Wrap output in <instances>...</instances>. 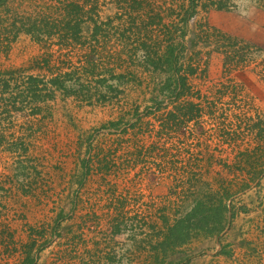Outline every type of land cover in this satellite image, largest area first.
Segmentation results:
<instances>
[{"label":"rangeland","instance_id":"obj_1","mask_svg":"<svg viewBox=\"0 0 264 264\" xmlns=\"http://www.w3.org/2000/svg\"><path fill=\"white\" fill-rule=\"evenodd\" d=\"M21 1L27 0H7L0 7L2 99L11 92L22 99L27 94L28 76L42 78L48 88L56 78L72 90H83L76 81L87 78L100 85L99 91L92 85L77 96L64 98L55 91L53 100L43 102L36 96L38 103L28 106L19 100L16 106L0 101V264H142L151 254L149 244L141 243L149 231L144 229L141 234L137 228L156 214L167 216L176 193L182 192V185L191 177L188 174L197 172L199 176L192 177L201 181V191L205 192L206 181L219 196L218 182L234 192L225 202L228 225L219 238L194 240L178 256L171 252L168 262L264 264V166L245 169L249 176L263 171L259 181L245 191L237 179L246 175L236 172L241 161L252 162L260 156L264 160V141H260L264 139V0H147L151 4L145 10L141 1L146 0H82L86 9L79 14L84 18L79 42L70 31L65 33L67 39L52 34L37 44L26 34L28 30L38 25L53 33L65 15H74V5L68 3L66 12L60 14L58 1L40 0L35 11ZM181 5L183 11L197 6L196 14H179ZM219 5L230 9L219 10ZM157 8L168 16L162 21L165 28H172V39L159 23ZM179 18L186 23L181 24ZM223 38L228 42L222 43ZM229 41L237 45L228 48ZM240 47L246 49L238 53ZM236 54L243 56L242 62L233 58ZM45 59L49 63L39 69L36 63ZM71 73L77 74L73 80L67 78ZM172 74L187 78L189 101L201 114L164 131L166 135L155 144L161 149L158 158L149 148L158 130L155 119L160 120L165 111L154 113L155 119L142 115L137 122V117L144 105H152L146 100L163 98L160 92ZM89 75L92 77H86ZM6 83L10 87L4 93ZM88 90L92 92L88 94ZM218 110L233 121L221 125V120L214 119L219 118ZM118 121L120 130L107 126ZM106 135L114 146L124 142V148L108 162L107 199L99 201L97 195L101 194L95 192L93 207L87 202L91 197L85 178L72 192V183L80 180L73 177L72 168L81 148L93 141L104 142ZM125 143L131 145L125 147ZM254 152L257 154L252 156ZM128 153L134 156L130 158ZM155 172H161L160 179ZM188 198L191 210L193 198ZM113 202L115 209L107 206L105 217L90 216L92 222L101 221L99 229L77 232L83 213L93 207L90 213L100 214L101 207ZM118 204L121 207L116 209ZM75 215L79 238L74 242L75 252L63 253L67 254L64 257L44 237V228L58 218L66 226ZM117 219L124 224L118 239L115 230H110ZM33 242L35 247L29 250Z\"/></svg>","mask_w":264,"mask_h":264},{"label":"trees","instance_id":"obj_2","mask_svg":"<svg viewBox=\"0 0 264 264\" xmlns=\"http://www.w3.org/2000/svg\"><path fill=\"white\" fill-rule=\"evenodd\" d=\"M6 1L7 0H0V7L4 6ZM56 1L59 2L58 9L60 10V14H63L64 12H66V9L68 8L67 7L68 3H72L74 5L72 7L75 9L74 15L73 16H69V14L65 15V17H63L61 21V24L58 23L57 25H55V27L53 28L54 30L53 33L51 29L49 28L48 30L46 29L43 30L42 28H39L38 25L32 26V28H30L28 32L26 33L30 37V40H32V42L37 44L43 41H47L50 39V36H52V34L58 35V36L64 35L67 39L68 36L66 35L68 33L67 34L65 33L70 32V31H73L72 32L73 35L71 36L74 37V40L76 42H79L80 38L78 34H79V31L81 30L80 24L82 21H84V18H82L83 16L79 14L81 13V11L86 9V6H84L85 4H81L82 0H55L54 2L56 3ZM21 2L27 3L26 6L28 7V10L30 11H35L41 6L40 0H27V1H21ZM141 3L144 4V10L147 8V5L151 4L148 1L146 3L144 1H141ZM50 8L52 7L50 6ZM197 8H198L197 6L192 5V8L190 9L188 8L187 11H183L184 5H181L180 11H178V13L179 14L183 13V15L193 16L196 14ZM216 8H218L219 10H223V9L228 10L230 9V6L219 5ZM157 10L159 11L158 12L159 15L158 16L156 15V16L159 19V23H162L161 25L162 28H165L163 21H162V17H165V16L168 17V16L166 12L164 11V9L157 8ZM173 13L174 12H172V14ZM146 15L148 16L149 12H146ZM178 16L179 15H177V17ZM168 19H170V17ZM179 19H181V24L186 23L184 18H179ZM86 20H87V17L85 18V22ZM176 24L177 23H172L171 25H176ZM159 29L161 30L160 27ZM165 29H166V34H167L166 36H169L170 39H172V34L170 33L172 28L167 27ZM204 35H206L205 40L207 41L206 37L208 36V34L205 33ZM217 42L218 44L221 42L225 43V42H228V39L223 38L221 42H219L218 40ZM236 45L237 43L235 42L232 43L231 41H229L228 48L235 47ZM220 47L224 50H227V46H225L224 44H221ZM245 49H246L245 47H240L238 50V53H242ZM171 53H172L171 57H173L174 54L173 52ZM199 54L200 53H198V55ZM226 56H227V60L231 62L232 60L231 54L230 55L226 54ZM235 57L239 61L243 59V56H241L240 54H236L233 56V58ZM41 63L42 64H40V62H37L36 64L39 65L38 66L39 69L40 68L45 69L43 66L47 65L49 62H48V59H45ZM192 69H190V71L194 72L195 68L192 67ZM233 69L234 68L232 67L230 70L233 72L234 71ZM252 73L254 72L252 71ZM85 75L87 74L85 73ZM75 76H77V74L71 73V75L69 76L67 75V78L73 80ZM171 76H170V82H168V84L165 87H163V89L160 92V98L161 97L163 98L162 99L151 98V100H148V101L146 100V102L151 101L152 105L151 106L144 105V109L142 110L141 113H139L137 117V122H141L140 116L142 115H145L150 118L154 117L155 119V117H158V116L157 115L154 116V113L165 111L164 116L159 117L161 118L160 120L155 119V121H158L159 123L158 130L155 133V136H152L151 148H149V150L155 151L157 155L156 157L158 158L161 157V155L159 154L161 149L159 148L157 149L155 144H157L158 141L162 140L161 136L166 135L164 131H168L169 129H171L172 125L179 126L181 124H184V122L192 121L193 120L192 115L194 114L196 117H199L200 116L199 114H201L197 106L194 103H192V100L189 101V99H191L192 96H190V93L188 92L189 89L187 87V78L185 76L178 77L177 74L173 75L172 77ZM86 77H92V76L89 75ZM26 79L28 81L27 94L24 95L22 99H18L19 95L13 94V92H11V94H9L10 96L8 98H5V100L2 99L1 97L4 94H0V101L5 103L6 105L16 106L19 100L22 105L25 104V106H28V104L32 105V104L38 103L35 99L36 96H37L38 101L43 102L44 99H47V101L49 99L53 100L55 91L61 92L62 97L64 98L72 94L77 96L78 93L81 94L82 92H84L85 88L92 89V85H95V90L99 91L98 89L100 85V82L92 80L94 78H89V79L87 78L84 80L76 81L77 85L81 87L80 89H83V90H72L68 88V86H66L64 81L60 80V78H56L52 80L50 82L49 88H48L49 85L43 82L42 78L39 79V78H35L34 76H28ZM9 87H10L9 83H6L4 93H6L7 90H9ZM91 92L92 91L88 90V94ZM97 98L99 99L98 95H97ZM101 98L105 99L104 96H101ZM182 98L184 99L182 100ZM146 102L143 101V103H146ZM137 110H135L134 113H137ZM253 112H256L258 116L261 115V113L257 109H250V113H253ZM218 113H219L218 115L219 118H214V119L221 120L222 121L221 125H224L226 121L228 120L233 121L230 118L228 120L226 119L224 115L226 112L218 110ZM120 123L121 122L119 121L110 122L107 126H110V129H115V128L119 129L118 124ZM149 126L150 125H147V127ZM132 127L134 128L135 124H132ZM151 127L153 128V125ZM250 127L252 130H254L255 128V126H250ZM226 128L227 127H225V129ZM182 133L185 134L184 132ZM105 137L106 139L104 142L101 141V142L94 143L93 141L90 143V145L87 148H81L78 151L77 153L78 155H76V157L77 159L81 161L80 164L82 165V169L86 171L84 178L98 177V172L101 170L99 168V164L106 163V167H107V163L109 161H112L110 160V158L114 159L115 157L114 154L117 153L119 149H121L120 147L124 148V142L121 143V146L119 142L118 143L115 142V146H114V143L110 142L107 135ZM260 141L263 142L264 139L261 138ZM126 144L128 143H125V147L131 145V143H129L128 145ZM256 154L257 152H254L252 156H255ZM127 156L131 158L132 156H134V154L128 153ZM246 156L244 155V157ZM248 159H251V157ZM241 164H243L244 168L241 166L236 167V172L240 173L241 171H243L242 173H244L246 176L245 178L241 177L240 179H237V181L238 180L240 181V189H243L245 191V190H248L252 184L257 183L259 179L261 178L264 170L263 171H259V170L262 167V165L264 166V160H262V156H260L259 158H257L255 161H252V162L250 160L246 162L241 161ZM136 165H138V162H136ZM250 167H255L259 170H257V172L253 176H249L247 172L245 171V169H249ZM153 174L157 179L161 178L159 177L161 175V172L157 174L155 172ZM197 174H188L191 177L188 179L187 183H184V185H182V192H180V194L176 193V196L177 195L178 196L174 199L173 201L174 203L172 204V206H170V211L168 212L167 216L156 214L155 218L150 219L149 222H144V223L142 222V226L144 227L141 226L140 228H137V230H140V231L144 229H148L149 231V233L146 235V239L142 240L141 243L143 244V246H145L146 244H149L150 246L149 250L151 251V254L146 255L143 260L141 259L143 261L142 264H153V263L154 264H170V262H168V258L170 257L171 252H172L171 254H174V252H176V254L174 255L178 256L179 254H181L182 252L181 250L184 246H186V244L191 243L194 240H199L203 237H206L207 240L212 241V239L219 238L220 235L224 232L226 226L228 225L227 216L229 213V209L226 207L225 202L231 198L234 192H231L226 187H224L222 182H218L221 188L220 189L221 194L219 196L218 194L219 191L214 193L212 191L213 189L211 190L209 183L206 181L203 182L204 183L203 187L206 190L205 192L201 191V186H200L201 181L197 178L193 180V177L196 176ZM189 196L193 198L191 210L187 207L188 205L186 204L187 201H189V198H188ZM77 198L79 199L78 196ZM92 215L98 216L96 212H93V214L90 213L86 216V220L85 221L83 220L82 223L88 222L90 223V225L92 223L93 227L94 226L98 227L99 222L90 221V216ZM233 215L234 214H231V216ZM58 219L55 220L53 225H49L50 228H44L43 235L45 236L46 239H49V242L54 244V246L58 245L63 248V246L66 247V245H63L62 240L66 237L67 228L65 226H62L65 220L61 218V220L58 221ZM70 219L71 217L68 218V220ZM129 220L130 219H127L125 221L126 224H129L128 223ZM118 221L119 220L117 219V221L112 223L111 229L115 230V233H120L121 232L120 227L122 228L124 226L123 222L120 223ZM70 228L71 230L73 229V227L71 226ZM78 228L81 230V226H79ZM62 229L64 230L63 233H62ZM134 230H136V228H134ZM141 234H144V232L142 231ZM35 243L36 242H33L31 243L30 246H28L29 250H32L35 247ZM153 243H155L154 247H153ZM62 256L65 257L67 256V254H62ZM28 260L32 263V259L30 256H28ZM150 262H153V263H150Z\"/></svg>","mask_w":264,"mask_h":264},{"label":"crops","instance_id":"obj_3","mask_svg":"<svg viewBox=\"0 0 264 264\" xmlns=\"http://www.w3.org/2000/svg\"><path fill=\"white\" fill-rule=\"evenodd\" d=\"M114 155H117V153H115ZM77 161L74 163V166H73V168H72V172H73V177H76L79 181L78 182H80V183H72V192L75 190V189H77L80 185H81V183H82V181H84V175L86 174V171L84 170V169H82V165L80 164L81 163V161L79 160V159H77V157L75 158ZM110 159H112V158H110ZM240 166H242V164L240 165ZM107 167H109V163H107ZM106 167V163H100L99 164V168L101 169L99 172H98V177H92V178H90V177H87V178H85L86 179V186H88V188L86 187V189H87V192H89V194H90V197L91 198H88L87 199V202H88V205H92L93 206V204L94 203H96V198L95 197H93V195L94 196H96V194H95V192H97V194H101L100 196H98L97 195V197H98V199H99V201H102L103 202V200H106L107 198L106 197H108L107 196V194H106V181H107V175L109 176L111 173H108L107 175H106V170H108V168ZM243 167V166H242ZM244 168V167H243ZM243 175L245 176V174L243 173ZM245 178V177H244ZM76 179V180H77ZM104 179V180H103ZM110 182L109 181H107V184H109ZM35 185H39V183H37V184H35ZM84 187V186H83ZM112 188V187H111ZM90 190V191H89ZM86 192V191H85ZM112 193H114V192H112ZM82 196H83V194H82ZM81 196V197H82ZM80 197V198H81ZM113 198H111V199H109L110 200V202H111V200H112ZM86 206V205H85ZM84 206V207H85ZM107 206L109 207V210H113V209H115V205H114V202L113 203H111V206H109V205H106V206H103V207H101L100 209H99V211H100V214H97V215H99V216H103V217H105V215L107 214ZM94 207V206H93ZM92 207V208H93ZM121 207V204H118V206L116 207V209H118V208H120ZM92 208H90L89 210H88V213H83V215L84 216H82L80 219H78L77 218V215H75L70 221L71 222H69V223H67V225L65 226L66 228H67V234H66V237L62 240L63 241V245H66V247H64L63 246V248L61 247V246H58V245H56V246H54V248L56 249V250H59V252L60 253H66V252H69L70 250H72L73 251V249H74V252H75V248H74V246H75V244H74V242L76 241V240H78V238H79V236H78V234H77V232H79L80 231V229L79 228H77V232L75 231V225H74V222H76V220L78 219V227L79 226H81V230L83 231L84 229H89V230H93L94 231V229H99V227H100V223H101V221H99V226L98 227H96V226H94L93 227V224L91 223V225H90V223H82L83 222V220L85 221L86 220V216L88 215V214H90V211H91V209ZM107 218V217H106ZM68 220H66V222H67ZM80 221V222H79ZM54 224V222L53 223H51V225H53ZM50 224H47L46 226L47 227H50L49 226ZM70 226L71 227H73V229L71 230V228H70ZM110 230H111V228H110ZM113 230V229H112ZM115 235H116V237H117V239H118V237L121 235L120 233H119V235H117V233H115ZM45 237V236H44ZM120 238V237H119ZM151 263H153V262H151ZM154 264V263H153Z\"/></svg>","mask_w":264,"mask_h":264}]
</instances>
